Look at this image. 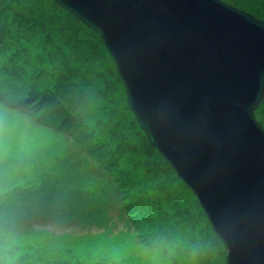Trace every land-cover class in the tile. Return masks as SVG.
<instances>
[{
	"label": "water",
	"instance_id": "1",
	"mask_svg": "<svg viewBox=\"0 0 264 264\" xmlns=\"http://www.w3.org/2000/svg\"><path fill=\"white\" fill-rule=\"evenodd\" d=\"M100 34L226 264H264V20L224 0H54Z\"/></svg>",
	"mask_w": 264,
	"mask_h": 264
},
{
	"label": "trees",
	"instance_id": "2",
	"mask_svg": "<svg viewBox=\"0 0 264 264\" xmlns=\"http://www.w3.org/2000/svg\"><path fill=\"white\" fill-rule=\"evenodd\" d=\"M243 7L264 18V0H245ZM64 10L54 0H0V102L32 117L39 125L64 133L80 145L83 160L92 164L96 161L99 168L112 177L121 199V214L129 211V217L138 228L137 239L142 236V229L135 221L140 214L150 224L148 232L155 234L157 245L162 242L160 245L172 246L173 243H163V235L175 239L176 232L184 234L188 228L189 242L193 240L197 245V235L204 232L203 242L205 239L212 242L213 237L215 244L223 248L221 256L226 257L227 251L198 199L150 144L131 111L112 57L108 61L103 57L107 63L106 75L92 70L93 54L88 42L89 38H96L98 45L104 48L100 34ZM74 22L85 30L83 34L75 31ZM82 63L86 64L85 69ZM85 73L89 89L84 85ZM94 101H98V107L89 108ZM88 108L92 113L85 116ZM30 154L20 157L19 177H12L14 173L8 165L0 167L3 174L9 175L0 180V232L25 233L40 222L61 220L64 214L60 209L62 203L66 205L68 196L62 195V189L51 182L53 180ZM135 154H141L139 161H135ZM139 165L146 168V179L162 178V191L151 202V207L146 203L149 199L141 181L135 180L140 173ZM27 172H31L28 181L25 180ZM35 172L46 183L51 182L47 188H37ZM177 190L182 196L187 195L184 200L176 195ZM72 222L77 223L75 219ZM198 227V231H190ZM186 243L185 238L183 244ZM208 243L203 248L204 253L215 250L216 245L207 246ZM181 252L178 250L179 256L170 257L173 264H180ZM4 258L7 264L24 263L14 252Z\"/></svg>",
	"mask_w": 264,
	"mask_h": 264
},
{
	"label": "rangeland",
	"instance_id": "3",
	"mask_svg": "<svg viewBox=\"0 0 264 264\" xmlns=\"http://www.w3.org/2000/svg\"><path fill=\"white\" fill-rule=\"evenodd\" d=\"M224 1L246 10L243 7L245 0ZM250 1L256 2V0ZM67 11L64 10L65 13ZM248 12L264 20L256 15L258 13L255 11ZM74 25L77 33L85 32L78 23L74 22ZM95 40L97 39L95 38ZM95 40L89 38L88 42L93 51H91L93 54L91 68L106 75L107 63L105 60L108 61L109 57L111 59L112 55H107L106 46L102 48ZM108 53L110 52L108 51ZM82 65L85 69L86 64L82 63ZM114 66L116 67V64ZM83 80L86 89H89L86 73ZM103 83H105V78ZM100 105H103L102 101ZM92 107H98V101L91 102L89 108ZM89 108L85 116L92 113ZM256 115L264 127V102L257 110ZM89 123L88 116L87 124ZM29 153L32 154L33 159H37L43 171L50 176L53 180L51 182L57 183V186L62 189V195L68 196L66 205L62 203L60 209L64 214H61V220L40 222L25 233L0 232V258H2L0 264L8 263L4 257L11 252L23 258L24 263L21 264H173L174 261L170 257L172 255L179 256V254L177 255L178 250H182L180 264H205L203 261L206 264H226L223 248L215 244L213 237L210 238L212 242L208 243L207 239L203 242L202 237L205 235L203 232L201 236L197 235L196 239L199 240L196 245L192 242L193 240L189 242L188 228H185L184 234L176 232L175 239L170 237L168 239L166 235H163L164 244L167 242L173 244L164 246L160 245L162 244L160 242L158 243L160 249L156 244L155 234L148 232L150 224L140 214L135 218V221L142 229V236L137 239L136 230L138 228H136L133 219L129 217V211L121 214V199H119L112 177L107 176L96 161H93L92 164L89 160H83L84 152L80 145L64 133H57L39 125L32 117L1 104L0 167L8 165L14 173L12 177H19L18 172L22 170L19 163L22 161L20 157H25ZM140 156L141 154H135V161H139ZM126 161L128 160L126 159ZM139 168L140 173L136 175L135 180L141 181L142 190L149 199L146 203L149 204L148 207H151V202L157 199L159 191H162L160 189L162 178L152 181L146 179V168L142 165H139ZM30 176L31 172L25 173V180L28 181ZM6 178H9V175L3 174L1 169L0 180ZM34 178L37 179V188H47V185L51 183H46L45 179L40 177L37 172L34 173ZM165 181L167 182V180ZM13 193L14 190H12ZM58 195L59 192L55 193L56 197ZM176 195L182 200L187 196L184 194L182 196L179 190L176 191ZM193 195L195 196L194 193ZM52 213L54 211H50V214ZM42 219L40 216L39 220ZM73 219L77 223L72 222ZM198 230L199 227L190 231ZM185 238L186 245L183 244ZM207 243V246L216 245L214 246L215 250L211 249L212 252L204 253L203 248ZM162 247L164 251H162Z\"/></svg>",
	"mask_w": 264,
	"mask_h": 264
},
{
	"label": "clouds",
	"instance_id": "4",
	"mask_svg": "<svg viewBox=\"0 0 264 264\" xmlns=\"http://www.w3.org/2000/svg\"><path fill=\"white\" fill-rule=\"evenodd\" d=\"M193 255H195V252H193Z\"/></svg>",
	"mask_w": 264,
	"mask_h": 264
},
{
	"label": "bare ground",
	"instance_id": "5",
	"mask_svg": "<svg viewBox=\"0 0 264 264\" xmlns=\"http://www.w3.org/2000/svg\"><path fill=\"white\" fill-rule=\"evenodd\" d=\"M125 86V85H124Z\"/></svg>",
	"mask_w": 264,
	"mask_h": 264
}]
</instances>
